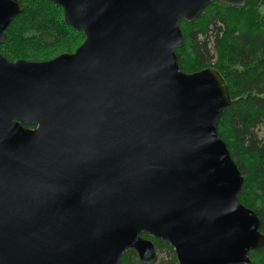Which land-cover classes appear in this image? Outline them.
I'll return each mask as SVG.
<instances>
[{"label": "water", "instance_id": "obj_1", "mask_svg": "<svg viewBox=\"0 0 264 264\" xmlns=\"http://www.w3.org/2000/svg\"><path fill=\"white\" fill-rule=\"evenodd\" d=\"M49 1L85 40L41 62L0 52V264H153L143 233L180 264H255L262 222L218 132L228 84L177 56L181 21L248 0ZM23 12L0 0V46Z\"/></svg>", "mask_w": 264, "mask_h": 264}, {"label": "trees", "instance_id": "obj_2", "mask_svg": "<svg viewBox=\"0 0 264 264\" xmlns=\"http://www.w3.org/2000/svg\"><path fill=\"white\" fill-rule=\"evenodd\" d=\"M24 12L11 24L0 52L10 61H48L74 53L84 42L82 31L64 22V9L49 0H21ZM184 45L177 50L185 73L216 68L232 98L218 132L245 177L240 201L259 216L264 234V0H248L242 8L213 2L192 23L180 22ZM33 128V126H27ZM157 251L153 264H180L173 246L147 233ZM264 264V247L251 251ZM123 264H142L135 250Z\"/></svg>", "mask_w": 264, "mask_h": 264}]
</instances>
